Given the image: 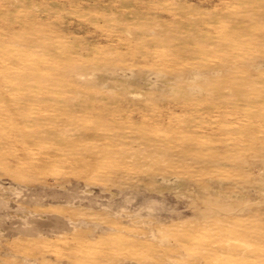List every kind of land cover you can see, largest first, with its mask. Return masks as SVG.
Returning <instances> with one entry per match:
<instances>
[{"label":"rangeland","instance_id":"1","mask_svg":"<svg viewBox=\"0 0 264 264\" xmlns=\"http://www.w3.org/2000/svg\"><path fill=\"white\" fill-rule=\"evenodd\" d=\"M0 264H264V0H0Z\"/></svg>","mask_w":264,"mask_h":264}]
</instances>
